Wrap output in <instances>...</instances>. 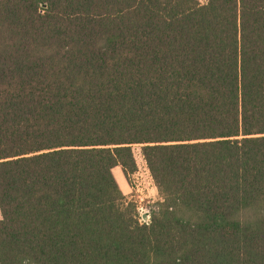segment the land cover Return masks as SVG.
<instances>
[{
  "label": "trees",
  "instance_id": "trees-1",
  "mask_svg": "<svg viewBox=\"0 0 264 264\" xmlns=\"http://www.w3.org/2000/svg\"><path fill=\"white\" fill-rule=\"evenodd\" d=\"M0 264H264V0H0Z\"/></svg>",
  "mask_w": 264,
  "mask_h": 264
},
{
  "label": "rangeland",
  "instance_id": "rangeland-1",
  "mask_svg": "<svg viewBox=\"0 0 264 264\" xmlns=\"http://www.w3.org/2000/svg\"><path fill=\"white\" fill-rule=\"evenodd\" d=\"M198 1L203 4L207 2V0ZM134 153L138 164V170L130 176V181L128 182L129 191H125L124 194L129 200H132L137 204L139 214H147V220H141L142 222H145L150 218L149 214L152 204L158 201L160 196L146 166L144 158L141 155V147L135 146Z\"/></svg>",
  "mask_w": 264,
  "mask_h": 264
},
{
  "label": "crops",
  "instance_id": "crops-1",
  "mask_svg": "<svg viewBox=\"0 0 264 264\" xmlns=\"http://www.w3.org/2000/svg\"><path fill=\"white\" fill-rule=\"evenodd\" d=\"M116 172H117V176H116ZM114 173H115L116 180L118 181V184L120 185L123 193H125V191H129V184L123 174L122 168L120 166L115 167L113 169V174Z\"/></svg>",
  "mask_w": 264,
  "mask_h": 264
},
{
  "label": "water",
  "instance_id": "water-1",
  "mask_svg": "<svg viewBox=\"0 0 264 264\" xmlns=\"http://www.w3.org/2000/svg\"><path fill=\"white\" fill-rule=\"evenodd\" d=\"M143 219H144V220H147V214H144V215H143Z\"/></svg>",
  "mask_w": 264,
  "mask_h": 264
},
{
  "label": "built area",
  "instance_id": "built-area-1",
  "mask_svg": "<svg viewBox=\"0 0 264 264\" xmlns=\"http://www.w3.org/2000/svg\"><path fill=\"white\" fill-rule=\"evenodd\" d=\"M140 216L142 217V219H141V220H144V219H143V214H141V213H140ZM147 218H148V216H147ZM145 222H147V221H145Z\"/></svg>",
  "mask_w": 264,
  "mask_h": 264
}]
</instances>
